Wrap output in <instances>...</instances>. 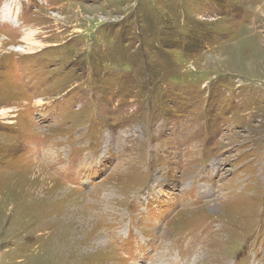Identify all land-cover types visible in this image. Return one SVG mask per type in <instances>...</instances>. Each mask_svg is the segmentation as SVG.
Wrapping results in <instances>:
<instances>
[{"label": "rangeland", "instance_id": "obj_1", "mask_svg": "<svg viewBox=\"0 0 264 264\" xmlns=\"http://www.w3.org/2000/svg\"><path fill=\"white\" fill-rule=\"evenodd\" d=\"M31 2L0 23V264H264V0Z\"/></svg>", "mask_w": 264, "mask_h": 264}, {"label": "bare ground", "instance_id": "obj_2", "mask_svg": "<svg viewBox=\"0 0 264 264\" xmlns=\"http://www.w3.org/2000/svg\"><path fill=\"white\" fill-rule=\"evenodd\" d=\"M5 16H7V13L4 14ZM73 247V246H72Z\"/></svg>", "mask_w": 264, "mask_h": 264}]
</instances>
